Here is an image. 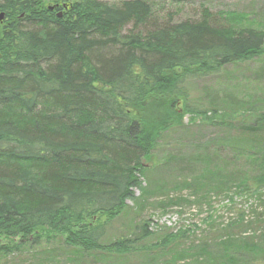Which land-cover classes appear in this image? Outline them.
<instances>
[{"label": "trees", "instance_id": "obj_1", "mask_svg": "<svg viewBox=\"0 0 264 264\" xmlns=\"http://www.w3.org/2000/svg\"><path fill=\"white\" fill-rule=\"evenodd\" d=\"M150 8L146 0H73L52 9L46 0H0V241L7 243H0V256L19 257L25 247L55 239L79 255L95 249L130 254L136 240L151 234L148 221L103 245L100 218L111 219L125 208L143 159L177 124L175 105L193 111L183 83L264 55V29L241 24V14H212L206 8L194 21L120 35L131 22L144 25ZM127 68V81H121ZM261 111L253 118L243 110L244 117L227 124L236 142H264V105ZM88 112L98 118L81 120ZM31 115L36 120L24 124ZM262 161L249 175L238 169L233 174L225 163L202 162V180H186L180 187L201 200L240 186L260 203L251 206L248 220L240 214L220 229L216 238L226 247L219 254L227 259L234 238L247 240L253 252L258 234L264 235ZM181 198L176 194V206ZM206 221L212 228L214 220ZM163 240L177 247L182 236L170 233ZM194 250L197 259L209 258L211 251L203 242ZM37 261L55 264L47 256Z\"/></svg>", "mask_w": 264, "mask_h": 264}, {"label": "rangeland", "instance_id": "obj_2", "mask_svg": "<svg viewBox=\"0 0 264 264\" xmlns=\"http://www.w3.org/2000/svg\"><path fill=\"white\" fill-rule=\"evenodd\" d=\"M71 1L46 0V6ZM102 1L119 4L124 0ZM146 1L151 7V18L137 28H133L132 24L126 25L122 34L134 29L146 33L169 22L194 21L203 8L212 14L219 11L241 14V24L264 29V0ZM183 87L187 93V105L193 111L185 112L181 104L175 105L174 112L178 110L177 124L164 133L154 153L143 159L142 170L136 175L137 181L131 189V197L125 200V208L111 219L107 216L100 218L103 229L99 241L103 245L128 236L142 220L148 221L151 233L148 238L136 240L130 254L126 255L102 249L83 251L79 255L72 253L79 251L77 248L55 239L47 245L42 242L35 248L25 247L19 257L2 255L0 264H38L37 259L46 256L51 257L55 264H213L209 262L212 258L220 259V264H249L255 259L256 264H264L262 232L255 240L258 247H252L257 248L253 252L244 244L247 240L234 238L233 246L228 247L233 253L230 259L219 254V250H224L226 246L216 238L222 231L220 229L238 215L243 214L245 220L252 216L249 209L260 204L254 196L244 191L245 188L239 189V186L231 193L221 192L210 199L197 200L196 196H192V190L188 194L183 186L180 188L186 180H202V162H210L211 165L225 163L233 174L238 169L243 175H249L258 167L257 160L261 157L264 164V142H259L257 146L245 141L236 142L235 132L227 125L231 121H239L245 114L254 118L263 112L260 108L264 105V55L251 61L226 65L217 74L188 79ZM198 111L213 116L209 119L199 115ZM232 176L239 177L238 174ZM176 194L182 195V204L178 206L175 205ZM1 201L4 204L5 201ZM206 219L214 220L210 222L213 223L212 228ZM234 231L238 233L239 229ZM170 233L182 236L181 246L170 247L171 241L163 240ZM240 234L245 235V231ZM5 241L0 243L7 244ZM202 242L208 244L211 250L207 259L193 256L197 253L194 249ZM190 247L194 252L188 254L187 248ZM43 250L48 254L43 256Z\"/></svg>", "mask_w": 264, "mask_h": 264}, {"label": "bare ground", "instance_id": "obj_3", "mask_svg": "<svg viewBox=\"0 0 264 264\" xmlns=\"http://www.w3.org/2000/svg\"><path fill=\"white\" fill-rule=\"evenodd\" d=\"M63 16V13L61 12L60 14H58V17H62ZM151 16H152V13H150V15L148 16V18L146 19L147 21L151 18ZM146 21V22H147ZM129 24H134V22H131V23H129ZM129 24H127V25H129ZM138 26H140V24H134L133 25V28H137ZM125 27V26H124ZM124 27L120 30V35H125V34H122V31H123V29H124ZM127 34H140V35H144V34H146V33H144L143 31H141V30H132V31H130L129 33H127ZM132 65H134V62H132L131 63ZM130 67V66H129ZM128 68L126 69V71H125V73H124V75L122 74L121 75V77H120V80L121 81H127V77H128ZM108 81V80H107ZM129 81V80H128ZM51 107H53L52 105H50ZM80 112H82L81 111V109H80ZM79 116H81L80 117V119L81 120H88V121H91V122H93L94 120H96L97 118H98V116H97V114H93V113H91V112H88L87 114H84L83 113V115H79ZM36 115H31L29 118H27L26 120H24L23 121V123L24 124H30V123H32V122H34L35 120H36ZM58 122H60V123H62V122H65V119L64 118H60V119H58L57 120Z\"/></svg>", "mask_w": 264, "mask_h": 264}, {"label": "water", "instance_id": "obj_4", "mask_svg": "<svg viewBox=\"0 0 264 264\" xmlns=\"http://www.w3.org/2000/svg\"><path fill=\"white\" fill-rule=\"evenodd\" d=\"M63 7H65V8H66V4H64V5H63ZM49 8H51V9H52V7H49ZM58 14H60V13H58ZM3 16H4V15H3V13H0V20H2V19H3Z\"/></svg>", "mask_w": 264, "mask_h": 264}]
</instances>
